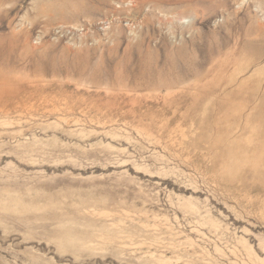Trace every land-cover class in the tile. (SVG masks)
<instances>
[{
	"label": "rangeland",
	"instance_id": "1",
	"mask_svg": "<svg viewBox=\"0 0 264 264\" xmlns=\"http://www.w3.org/2000/svg\"><path fill=\"white\" fill-rule=\"evenodd\" d=\"M0 264H264V0H0Z\"/></svg>",
	"mask_w": 264,
	"mask_h": 264
}]
</instances>
